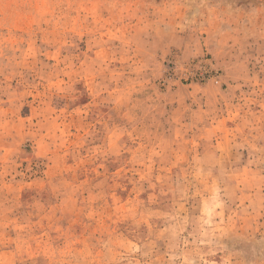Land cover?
Segmentation results:
<instances>
[{
	"label": "rangeland",
	"instance_id": "1",
	"mask_svg": "<svg viewBox=\"0 0 264 264\" xmlns=\"http://www.w3.org/2000/svg\"><path fill=\"white\" fill-rule=\"evenodd\" d=\"M0 264H264V0H0Z\"/></svg>",
	"mask_w": 264,
	"mask_h": 264
}]
</instances>
